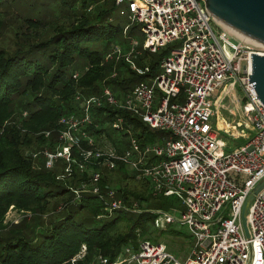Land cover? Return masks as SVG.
<instances>
[{
    "label": "built area",
    "instance_id": "built-area-1",
    "mask_svg": "<svg viewBox=\"0 0 264 264\" xmlns=\"http://www.w3.org/2000/svg\"><path fill=\"white\" fill-rule=\"evenodd\" d=\"M115 3L127 5L120 13L145 35L144 51L156 54L172 48L161 61L159 72L149 78L152 84H137L124 102L118 101L108 86L101 96L78 94L75 102L85 113L86 122L91 109L105 101L138 116L150 130L167 135L161 144L146 145L132 135L129 151L122 156L106 155L125 163L138 179L148 180L154 196L176 197L181 209L169 213L153 210L158 216L155 222L163 220V227L186 226L195 244L183 259L163 243L144 240L138 248L124 247L114 261L102 258L99 264H264V189L248 210L249 237L242 221L248 196L264 179V105L249 87L252 54L264 55V50L209 16L203 0ZM132 43L127 54L113 46L103 63L123 58L134 72L150 74L149 68L143 69L132 60L140 53L137 42ZM80 76L74 74V78ZM227 99L235 102L241 114V121L230 125L232 130L219 129L215 121L216 108ZM63 122L68 126L61 134L64 149L58 154L47 153L46 158L49 167L57 158L65 159L70 174L71 148L80 144L85 133L74 116ZM113 127H122V120ZM249 136L244 145L235 141ZM151 153L155 157L148 160ZM92 175L96 185L101 175ZM93 192L98 193V188ZM111 196L117 200L113 191ZM121 203L114 201L113 208Z\"/></svg>",
    "mask_w": 264,
    "mask_h": 264
},
{
    "label": "trees",
    "instance_id": "trees-1",
    "mask_svg": "<svg viewBox=\"0 0 264 264\" xmlns=\"http://www.w3.org/2000/svg\"><path fill=\"white\" fill-rule=\"evenodd\" d=\"M8 2L0 0V123L14 112H26L27 118L0 135V264H72L73 259L76 264H91L102 258L114 261L124 247L138 245L140 234H148L147 225L158 217L153 214L157 208L150 206L156 196L148 180L138 179L134 172L130 175L125 163L104 154L98 156L94 150L96 137L104 136L102 124L113 127L122 120V127H113L115 130L132 132L143 145L154 143L141 118L105 101L91 109L89 122L84 121L85 113L75 97L101 96L108 86L118 101L124 102L137 84L159 72L161 61L172 47L156 55L138 49L140 53L132 60L150 69V74L140 75L124 59L102 64L124 32L112 21L115 0L85 2L83 14L49 22L6 12ZM80 62L84 64L82 71ZM77 73L81 76L74 78ZM72 116L85 136L71 148L70 174L62 171L64 177L60 179L56 170H48L46 158L36 161L28 151H54L60 121ZM46 131L52 132L50 139L42 134ZM97 157L101 158L93 162ZM112 163L117 173L109 176ZM86 164H92L95 170L84 173L81 165ZM97 172L101 178L94 185L92 174ZM114 174L119 176V190L111 180ZM86 185L96 186L98 193L93 187L85 191ZM112 191L117 200H112ZM114 201H121L122 206L113 208ZM59 204L60 214L42 226L40 215L54 214ZM11 206L33 213L35 224L30 231L27 222L14 229L3 224ZM84 249L85 259L80 257Z\"/></svg>",
    "mask_w": 264,
    "mask_h": 264
},
{
    "label": "rangeland",
    "instance_id": "rangeland-1",
    "mask_svg": "<svg viewBox=\"0 0 264 264\" xmlns=\"http://www.w3.org/2000/svg\"><path fill=\"white\" fill-rule=\"evenodd\" d=\"M8 6L6 7V12L9 13H16L19 16H22L23 18H30V19H39L45 22L58 20L63 21L65 19H72L76 16H79L84 13V4L85 2L90 1H96V3H100L102 0H8ZM12 2V3H11ZM103 7L106 6L105 3L101 4ZM107 7V6H106ZM127 9V5L123 6H116L115 10L113 11V17L112 21L115 25H121V29H124V32L117 38L116 43L113 46H119L125 54H127L130 49L133 47L132 41L137 42L138 49L141 50L143 42L145 40V35L141 31V29L136 26L133 22H130L127 18L123 17L121 15V10ZM93 10L92 12H94ZM13 17V16H12ZM17 19V18H15ZM17 22V20H15ZM14 23V22H13ZM15 26H17V23H14ZM126 30V31H125ZM99 47V45L97 44ZM101 49H103V45H101ZM111 46L110 48H112ZM154 54V53H152ZM156 55V54H154ZM123 59V58H122ZM102 64H107L103 63ZM82 65L83 63L80 62L79 71H82ZM144 82L148 84H152L151 79H146ZM82 110V108H80ZM223 116L229 120H236L238 118H241V114L235 104V102H230L229 99L223 102L220 108ZM27 113H12V115L5 120L4 123H0V135L3 134L8 128H10L13 125H18L20 122L26 120ZM64 124V128L63 125ZM61 128L59 130V140L56 143V147L54 148V151H50L49 148L44 150H30L28 151V155L36 159V161H39L37 159H40L42 156L44 157V161L46 158V154H58L61 153L64 149V140H61V134L67 129V123L63 122V120L60 121ZM232 125V124H231ZM223 125H221V128ZM228 130H232L233 128H229L226 126ZM83 127H80V130H82ZM101 129L104 130V136L102 137H96V143L94 150L99 154H110V153H125L131 149V137L132 135L127 130H115L111 124H102ZM132 133V132H131ZM149 133L151 134V141L154 144H161L163 143V138H166L167 135L160 131L150 130ZM221 135L225 136V132H219ZM42 134H45V137L50 139L52 136V132L46 131L42 132ZM105 137V138H104ZM244 137V138H236V143L239 145L246 144L250 138ZM48 150V151H46ZM155 157V154L151 153L148 156V160ZM101 157H97L95 161H99ZM159 160L160 158H156ZM42 161V160H41ZM103 164H106L107 162H101ZM100 163V165H101ZM100 165H97L100 166ZM46 166L49 171H57L58 178L63 179L64 175L62 174V171L64 173L67 171L68 163L62 158H57L52 165L49 167L47 164V158H46ZM103 166V165H101ZM72 170V169H71ZM92 172V170H95L92 164H86L84 167V173L86 172ZM112 170V171H111ZM130 175L133 174V172L128 168ZM109 176H112V172H115L113 168L109 167ZM117 173V172H115ZM132 173V174H131ZM67 174H69L67 172ZM119 176L116 174L113 175L114 180V186L119 190L122 188L121 184L118 180ZM95 188L96 186H87L86 189ZM76 195V193H75ZM116 197V194H115ZM150 206L152 208H157V210H164L163 212L169 213V210H177L181 209V202L176 197H166L163 195L154 197L151 202ZM62 205L59 204L56 210L54 211V214L51 215H40L43 224L42 226H47L49 223H51L52 218L55 219L56 216H58L61 212ZM141 209V208H140ZM35 216L33 213H30L25 210L18 209L14 206H11L8 210L3 224L10 229H14L16 226L20 225L23 222L26 223L27 231H30L33 226L34 222L33 218ZM163 220H160L158 223L150 222L147 225V232L148 234H140L142 231L138 232L140 234L138 245L136 246L138 248L139 243L144 241L145 239L152 241V242H159L165 244L169 251L174 254L175 256L179 258L185 259L188 255L190 250L194 247L195 241L192 239L189 230L186 226L176 225V224H170L167 226H161ZM161 226V227H160ZM135 247V246H134ZM81 258L85 259L87 257V252L85 249L81 252L80 255ZM100 262H92L91 264H99Z\"/></svg>",
    "mask_w": 264,
    "mask_h": 264
},
{
    "label": "water",
    "instance_id": "water-1",
    "mask_svg": "<svg viewBox=\"0 0 264 264\" xmlns=\"http://www.w3.org/2000/svg\"><path fill=\"white\" fill-rule=\"evenodd\" d=\"M208 15L222 26L264 50V0H203ZM249 87L256 99L264 105V55L252 54V74ZM264 189V179L248 196L243 208L242 221L247 237V215L250 204Z\"/></svg>",
    "mask_w": 264,
    "mask_h": 264
},
{
    "label": "crops",
    "instance_id": "crops-1",
    "mask_svg": "<svg viewBox=\"0 0 264 264\" xmlns=\"http://www.w3.org/2000/svg\"><path fill=\"white\" fill-rule=\"evenodd\" d=\"M215 121H216V123H217L218 128H219V125H220V124H223V127H222V128H219V129H223V128L226 127V126H227V127H230V125H231V124L233 125L234 122L241 121V118H238V119H236V120L229 121V120H227V119L223 116L221 110H220L219 108H216V118H215Z\"/></svg>",
    "mask_w": 264,
    "mask_h": 264
},
{
    "label": "bare ground",
    "instance_id": "bare-ground-1",
    "mask_svg": "<svg viewBox=\"0 0 264 264\" xmlns=\"http://www.w3.org/2000/svg\"><path fill=\"white\" fill-rule=\"evenodd\" d=\"M221 125H223V124H220V125H219V128H221Z\"/></svg>",
    "mask_w": 264,
    "mask_h": 264
}]
</instances>
